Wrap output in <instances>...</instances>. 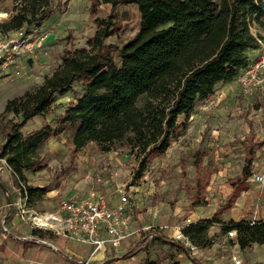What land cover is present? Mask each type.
<instances>
[{"label":"trees","instance_id":"1","mask_svg":"<svg viewBox=\"0 0 264 264\" xmlns=\"http://www.w3.org/2000/svg\"><path fill=\"white\" fill-rule=\"evenodd\" d=\"M12 1L13 11L0 23L1 33L21 28L30 32V26L41 25L55 7L52 0ZM263 1L91 0V14L100 2L112 7L135 4L141 27L119 47L104 42L116 29L113 16L96 17L97 28L87 39V48L65 49L62 62L39 86L6 101L0 117L12 113L19 120L8 121L10 131L0 146V157L10 168L15 188L26 181L25 170L41 168L36 156L40 146L65 129L72 130L75 150L92 142L100 151L107 152L120 142L141 154L142 162L164 153L184 131L186 119L197 102L209 98L216 83L230 81L250 63L247 51L258 48V39L264 38L251 32L252 24L264 29ZM113 51H117V61ZM75 82L79 92L72 90ZM68 90L73 91L75 102L64 110L56 127L46 124L22 133L20 128L28 120L51 114L54 96ZM142 97L145 101L138 107L137 101ZM179 116H183L180 122ZM253 159L249 150L240 176L231 180L233 190L225 206L245 185ZM48 190V186H26L27 202ZM212 221L213 218L194 221L184 228V233L202 245L198 240ZM223 229L235 230L241 248L252 243L264 244V221H229ZM152 230L146 232L147 236ZM32 234L44 240L54 237L37 229H32ZM178 247L190 253L184 246ZM134 248L131 246L128 253ZM142 264L158 263L146 260Z\"/></svg>","mask_w":264,"mask_h":264},{"label":"rangeland","instance_id":"2","mask_svg":"<svg viewBox=\"0 0 264 264\" xmlns=\"http://www.w3.org/2000/svg\"><path fill=\"white\" fill-rule=\"evenodd\" d=\"M52 1L55 7L51 15L41 25L30 26L34 34L38 32L43 36L42 46L36 52H20L15 55L16 59L9 63L7 70L0 66V113L8 99L39 86L62 62L65 49L87 48V39L97 28L94 22L96 17L106 18L110 14L113 16L116 29L104 42L119 47L132 37L142 24L135 4L112 7L109 3L100 2L96 12L91 14L89 10L91 0H61L58 3L56 0ZM14 4L12 0H0V23L12 13ZM262 5L264 8V1ZM261 19L264 21V16ZM251 32L256 37H264V29L257 24H252ZM11 36L12 34L8 35ZM260 39L264 42V38ZM259 53L257 48L251 51L247 55L249 62ZM112 55L117 61V51H113ZM17 69L20 74H13ZM239 88L231 103L235 105L227 109L230 110L228 119L222 118L225 112L214 111L215 115H209L207 112L213 108L209 101L197 102L195 109L188 115L186 127L179 137L170 142L164 153L146 158L144 162L141 161V154L135 149L131 150L127 145H121L120 142L113 144L111 150L107 152L100 151L95 144L90 145L87 153L75 150L71 143L72 130L65 129L40 146L36 156L42 165L41 168L24 171L31 183L29 186L42 185L53 188L66 185L73 187V190L78 186L83 188V192L75 191L73 195L63 197L100 194L105 201H109L116 198L117 192L114 189L117 185L135 203L130 221L135 218L136 213H142L145 218L155 213L170 217L167 225L181 222L186 215L190 216L192 208L195 207V197L205 198L208 195L204 186L211 167L209 159L217 156V159L226 164L228 173L233 174L241 170L246 153L252 148L255 156L252 173L257 174L260 171L264 157V85L247 93ZM72 90L79 92V84L73 83ZM72 90L55 95L52 113L28 120L20 128L22 133L33 132L46 124L56 127L64 110L75 102ZM144 101V97L139 98L137 106L142 107ZM11 120H19V117L12 113L0 117V146L10 131L7 125ZM182 120L183 116L177 118L178 122ZM219 135L226 136L219 141ZM211 140L222 142V150H219L217 155L214 154V150L218 148L217 142L215 141L214 145ZM88 160L89 163H93V170L92 165L87 163ZM142 163L143 169L138 174ZM101 169H107L106 175L111 182L109 183L111 188L108 189L106 196L102 190L92 187V184L96 186V181L105 179L103 176H97ZM0 170L9 183L12 182L10 168L1 157ZM10 184L11 189L12 187L16 189L12 183ZM109 184H104L106 190ZM216 186L218 187L219 183ZM219 207V213L210 217L213 218L212 223L198 240L203 246L215 240L230 238L223 229V224L229 221L220 223L218 219V214L222 211L220 204ZM145 231L147 230L141 229L140 233L143 235ZM192 243L196 244L193 241Z\"/></svg>","mask_w":264,"mask_h":264},{"label":"crops","instance_id":"3","mask_svg":"<svg viewBox=\"0 0 264 264\" xmlns=\"http://www.w3.org/2000/svg\"><path fill=\"white\" fill-rule=\"evenodd\" d=\"M251 51H255V49L248 50L247 54L249 55ZM237 75L230 81L216 83L213 94L205 99L213 105L211 111L207 112L209 115H215L214 111H220L225 112V114L222 115L224 120L230 117L228 114L230 110L227 109L235 105L231 103L235 98L234 94L238 90V87H240ZM213 131L217 132L216 130ZM225 136L226 135H219V139H217L219 141L223 140ZM215 141L216 140H211V143L214 144ZM219 141H216L218 148L214 150V154L216 155L219 154V150H222V142L220 143ZM92 144L94 143L90 142L85 147L77 150H83L87 153V150L90 149V145ZM90 159H92V157ZM245 159L246 156L241 170L233 174L228 173L226 164L220 161L221 159H217V156L214 159H209L208 162L211 167L208 171L209 175L204 186L205 190L208 191V195L205 196V198L196 196L199 198L197 200L195 197V207L192 208L190 214L193 222L203 218L214 217L215 214L219 213V204L222 206V211L218 214L220 223L228 221L237 222L239 220L251 222L258 220L264 221V183H259L250 176L253 175L252 166L250 177L248 176L249 178H246L243 188L239 189L235 199L229 205L225 206V200L233 190L231 180L240 176ZM217 160H219V162H217ZM89 161L90 160H88L87 163H89ZM89 165H92L91 170H93V163H89ZM260 166L262 169L260 168L258 173H262L264 176V157L262 158ZM106 170L107 169H101V174L99 173L97 175L98 177L103 176L105 179L96 181V186L92 184V187L95 189L98 188L100 191L102 190L104 196H106L108 189L111 188V182L108 181ZM1 174L12 193L14 203L18 196L15 191L17 189L13 187L11 189L10 183L12 182L9 183L4 177L3 172H1ZM25 183L28 186L31 185L27 177ZM218 183L219 186L217 187L216 185ZM104 184H109L108 186L106 185L108 187L107 190ZM32 187H42V185H32ZM117 188L116 185L114 189L115 192H117ZM82 190L83 188H79L78 186L75 190H73V187H67L66 185L53 188L49 187V190L45 194H41L39 197H33V199L28 201L26 208L28 212L51 210L56 206L60 197L73 195L75 191L83 192ZM130 200V210L132 212L135 203H133L131 198ZM118 201L119 194L117 193L115 199L106 202L110 205H114L118 203ZM2 205L3 197L0 195V218L3 213ZM170 219L171 218L168 216L155 215V213L145 218L142 213H136L135 218L129 223V229L134 231V233L121 240L117 249L112 250L106 248L96 251L91 255L92 247L90 245L78 243L65 237L53 235V238L48 239L55 249L48 244L29 239L36 236L32 234L31 227L20 219L19 214L14 209L12 215L6 221L7 230L4 231L0 226V264H102L104 261H107L106 264H142L146 260H155L158 264H235L231 259V255L239 258L241 260L240 264L264 263V244L252 243L250 246L241 248L235 237L225 238L222 241L210 240L213 242L206 246L192 243L195 250L194 252L192 251L191 254H187L184 249L178 247V242L174 241V243H176L175 246L164 242V239L173 241L169 236L171 234L172 225L176 223L173 222L172 225H167ZM164 225L167 227L163 230H158L159 226ZM148 226L152 227V234L147 236V230L142 235L140 233L141 229H145ZM228 239L230 240L229 242ZM133 245L135 246L134 250L128 253L129 248ZM192 259H194L196 263H194Z\"/></svg>","mask_w":264,"mask_h":264},{"label":"built area","instance_id":"4","mask_svg":"<svg viewBox=\"0 0 264 264\" xmlns=\"http://www.w3.org/2000/svg\"><path fill=\"white\" fill-rule=\"evenodd\" d=\"M12 34L11 37L8 35ZM0 66L7 70L9 63L16 59L18 53L36 52L42 46L43 36L25 32L24 29L0 32ZM258 52L260 53L240 70L237 75L242 92H251L252 89L261 88L264 85V42L258 39ZM13 74L19 75L20 71L14 70ZM253 180L264 183L262 173L252 175ZM18 194L14 202V209L20 219L27 223L31 229L50 232L52 235L65 237L78 243L88 244L92 247L91 255L99 250L110 248L115 250L121 240L129 237L134 231L129 229L131 219L129 195L122 188H117L119 201L114 205L107 203L100 194L86 196L61 197L54 208L41 212H28L26 185L20 182V188H16ZM189 215L181 222L171 227L170 239L178 242L191 252L195 250L189 237L184 233V228L192 223ZM167 226H159L163 230ZM152 229L151 226L145 228ZM229 237H235L234 229L227 231ZM38 238V237H37ZM39 239V238H38ZM43 243L55 247L48 240L40 239ZM235 264L241 260L231 255ZM85 264V263H84Z\"/></svg>","mask_w":264,"mask_h":264},{"label":"water","instance_id":"5","mask_svg":"<svg viewBox=\"0 0 264 264\" xmlns=\"http://www.w3.org/2000/svg\"><path fill=\"white\" fill-rule=\"evenodd\" d=\"M0 195L3 197V205H2L3 213L0 218V226L4 231H6L7 230L6 221L10 218V216L14 211V203H13L12 193L2 177L1 170H0ZM29 239L39 243H43L37 237H31Z\"/></svg>","mask_w":264,"mask_h":264}]
</instances>
